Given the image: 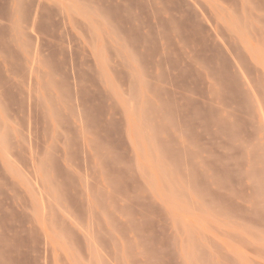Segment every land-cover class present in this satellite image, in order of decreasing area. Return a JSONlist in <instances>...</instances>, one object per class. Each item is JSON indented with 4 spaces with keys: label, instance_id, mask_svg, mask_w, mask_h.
Instances as JSON below:
<instances>
[{
    "label": "rangeland",
    "instance_id": "1",
    "mask_svg": "<svg viewBox=\"0 0 264 264\" xmlns=\"http://www.w3.org/2000/svg\"><path fill=\"white\" fill-rule=\"evenodd\" d=\"M0 264H264V0H0Z\"/></svg>",
    "mask_w": 264,
    "mask_h": 264
}]
</instances>
